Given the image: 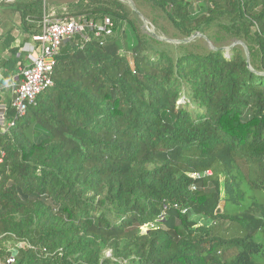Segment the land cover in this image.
Listing matches in <instances>:
<instances>
[{
  "label": "trees",
  "instance_id": "trees-1",
  "mask_svg": "<svg viewBox=\"0 0 264 264\" xmlns=\"http://www.w3.org/2000/svg\"><path fill=\"white\" fill-rule=\"evenodd\" d=\"M148 1L181 42L119 0L55 8L109 15L115 35L68 40L54 85L18 118L7 105L0 264H264V0ZM46 12L0 3L4 78L23 63L14 27L30 41ZM199 33L214 47L196 50Z\"/></svg>",
  "mask_w": 264,
  "mask_h": 264
},
{
  "label": "built area",
  "instance_id": "built-area-1",
  "mask_svg": "<svg viewBox=\"0 0 264 264\" xmlns=\"http://www.w3.org/2000/svg\"><path fill=\"white\" fill-rule=\"evenodd\" d=\"M81 36L83 41H96L105 45L109 38L115 35V23L111 16L92 19L86 15L78 17H61L55 8L45 13L42 22V31L32 36L26 51V63H19V75L16 78L12 105L18 118L24 115L30 103L34 102L39 94L54 85V70L56 56L62 46L75 36ZM15 124V120L7 119V106L0 105V129L8 130ZM4 152L0 155V187L2 184L1 164ZM197 177L199 174H190ZM16 259L11 256L6 264H15Z\"/></svg>",
  "mask_w": 264,
  "mask_h": 264
},
{
  "label": "rangeland",
  "instance_id": "rangeland-1",
  "mask_svg": "<svg viewBox=\"0 0 264 264\" xmlns=\"http://www.w3.org/2000/svg\"><path fill=\"white\" fill-rule=\"evenodd\" d=\"M13 0H0L1 2H11ZM56 3L52 2V0H48V11L51 8H59V7H69L68 2H75L78 0H53ZM123 4H125L130 10L135 11L139 18L142 21V28L158 38L162 40H167L173 43H179L182 41L181 35L174 28L173 24L169 21V19L162 13L161 10L157 9L154 4H152L148 0H119ZM131 1V2H130ZM59 2V3H58ZM137 10V11H136ZM216 34L220 37H225L226 32L221 30H216ZM190 41H196V50H203V47L207 45L210 48L214 47V43L207 38L205 34L199 33L193 36ZM230 40L222 42L224 44L222 46L223 49L229 52L231 46L228 45ZM233 42V41H232ZM231 43V42H230ZM241 44L240 41H235L233 44ZM8 45V44H3ZM4 131V129H1ZM195 218L201 220L199 215H195Z\"/></svg>",
  "mask_w": 264,
  "mask_h": 264
},
{
  "label": "crops",
  "instance_id": "crops-1",
  "mask_svg": "<svg viewBox=\"0 0 264 264\" xmlns=\"http://www.w3.org/2000/svg\"><path fill=\"white\" fill-rule=\"evenodd\" d=\"M14 33V39L12 40V43L10 47H18L19 48V55L20 53L23 54V63H26L28 52L26 51V46L29 44L30 41H24L25 34L23 33L20 26H15L13 29ZM1 34H3V30L0 29V42L3 45L4 43V36L1 37ZM3 55H7L9 52V46L3 45ZM20 63V62H19ZM19 66V64H18ZM19 75V67H18V73L14 76L4 78L2 75V72L0 71V105L7 106L10 102L13 100L14 96V87L16 82V78Z\"/></svg>",
  "mask_w": 264,
  "mask_h": 264
},
{
  "label": "water",
  "instance_id": "water-1",
  "mask_svg": "<svg viewBox=\"0 0 264 264\" xmlns=\"http://www.w3.org/2000/svg\"><path fill=\"white\" fill-rule=\"evenodd\" d=\"M137 11V10H136ZM233 45H235V44H233Z\"/></svg>",
  "mask_w": 264,
  "mask_h": 264
},
{
  "label": "bare ground",
  "instance_id": "bare-ground-1",
  "mask_svg": "<svg viewBox=\"0 0 264 264\" xmlns=\"http://www.w3.org/2000/svg\"><path fill=\"white\" fill-rule=\"evenodd\" d=\"M131 2V1H130Z\"/></svg>",
  "mask_w": 264,
  "mask_h": 264
}]
</instances>
